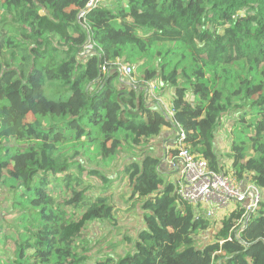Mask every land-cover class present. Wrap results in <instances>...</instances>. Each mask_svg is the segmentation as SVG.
Wrapping results in <instances>:
<instances>
[{"label":"trees","instance_id":"16d2710c","mask_svg":"<svg viewBox=\"0 0 264 264\" xmlns=\"http://www.w3.org/2000/svg\"><path fill=\"white\" fill-rule=\"evenodd\" d=\"M91 1L0 0V192L22 230L0 264H264V200L213 223L150 152L164 128H181L212 172L264 192V0ZM124 66L139 78L130 89ZM152 83L173 90V116L148 105ZM120 158L114 176L140 227L129 252L95 260L79 232L119 226L104 168Z\"/></svg>","mask_w":264,"mask_h":264},{"label":"rangeland","instance_id":"374dc122","mask_svg":"<svg viewBox=\"0 0 264 264\" xmlns=\"http://www.w3.org/2000/svg\"><path fill=\"white\" fill-rule=\"evenodd\" d=\"M104 2L106 6H111L114 0H105ZM131 77L132 79H129ZM123 78V81L127 84L128 89H130L129 84H133L139 81V78L136 76V74L135 76ZM136 86L138 88L137 84ZM171 92H173V90L162 91V88L158 84L152 83L150 90L147 91L146 101L148 105L155 108L158 107L155 102H159L160 98L167 96L164 99V103L159 102L162 105V108L166 110L167 107H170ZM226 124L227 119H224L222 122V126L220 127L217 134L218 149L220 151V154L224 156L228 155L230 151L229 132L226 128ZM167 129L172 130V135H168V137L172 138L173 140L175 138L176 131L172 128ZM163 133L164 132H162L160 136L155 138L154 141L158 140V143L161 142L160 144H162V141L164 140ZM154 141H151V146L153 147H151L150 152L155 156L158 155V149L157 146L154 147ZM171 146L172 141L169 147ZM127 156L129 157L130 155ZM124 161L125 158L118 159L111 168H104V172L111 176H114L118 172L119 168L124 164ZM88 166L91 165L86 164L87 168ZM85 178L87 181H90L91 185L95 183L93 182V179L88 177L87 175H85ZM167 179H170L168 175ZM112 180V190L114 193L112 204L115 208V217L118 220L119 226L114 228L112 226V223L107 222L87 223L82 228L81 232H79V243L90 250L88 252V255L90 257H94L95 260L100 255L104 256L106 254H110L112 256H118L129 252L131 250V245L127 242V239L125 237L129 236L134 238L136 236V231L140 227L139 214H137L136 211H131L132 203L128 199L130 188L126 184L120 183L119 178H117L116 176H114V179ZM173 183H176V181L174 180ZM259 192L261 194L262 200H264V192L260 189ZM2 193L4 194V192H0V257H5L7 259L8 253L11 252L12 249L14 250V242L18 239L17 234L22 230L16 223V220L18 219L17 215L14 212H9V197L2 196ZM86 207L87 206L85 205L80 210L68 209L70 218L72 220H77L78 218H80V216L83 215ZM218 220L220 221L222 219L218 218L217 220L211 222L217 224ZM211 241L212 233H203L198 237L197 246L203 248ZM3 242L6 243V246H3ZM113 245H117V247L113 248Z\"/></svg>","mask_w":264,"mask_h":264},{"label":"built area","instance_id":"2783aa9c","mask_svg":"<svg viewBox=\"0 0 264 264\" xmlns=\"http://www.w3.org/2000/svg\"><path fill=\"white\" fill-rule=\"evenodd\" d=\"M101 2L103 0H92L88 7L95 8ZM81 17H84V14ZM92 48L91 45L86 47L87 50ZM119 71L121 77H130L134 68L124 66ZM170 115L173 116V111ZM177 130L174 146L177 154L173 167L179 173L176 189L179 197L199 209L210 221L224 219L238 207L245 211V218L255 213L262 201L259 189L250 183H236L224 174L212 172L205 161L190 153L185 144L186 132L181 128Z\"/></svg>","mask_w":264,"mask_h":264},{"label":"crops","instance_id":"0c3cea01","mask_svg":"<svg viewBox=\"0 0 264 264\" xmlns=\"http://www.w3.org/2000/svg\"><path fill=\"white\" fill-rule=\"evenodd\" d=\"M172 94L173 92L170 93V97H171V101H170V107H167L166 110L168 112V115H170V112L172 111L171 107H172ZM167 97V96H166ZM166 97H162L159 99V102H163L164 103V99ZM174 129L176 132L175 134V138L172 140V138L168 137V135H172V130H169L167 128H164L162 130L163 133V137L164 140L162 141V144H160L161 142L158 143V140L154 141V147L157 146L158 149V155H155L156 157L161 159V165L163 166V169L166 170L165 172H163L166 176L168 175L170 179H168L170 182H173L174 180L176 181V183L179 180V173H177V169H175V167H173V163L175 161V140L177 137V132L178 130L176 128H172ZM172 141V146H170V143ZM179 164V163H178Z\"/></svg>","mask_w":264,"mask_h":264},{"label":"water","instance_id":"95a60500","mask_svg":"<svg viewBox=\"0 0 264 264\" xmlns=\"http://www.w3.org/2000/svg\"><path fill=\"white\" fill-rule=\"evenodd\" d=\"M140 93H141V91H139V92H138V97H140V96H139V95H140ZM137 114H139V112H138Z\"/></svg>","mask_w":264,"mask_h":264}]
</instances>
